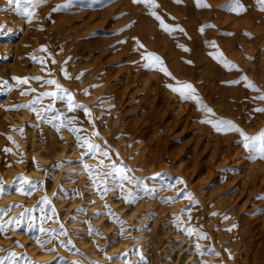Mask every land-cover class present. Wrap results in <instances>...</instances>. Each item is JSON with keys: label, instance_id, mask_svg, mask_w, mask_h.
I'll use <instances>...</instances> for the list:
<instances>
[{"label": "rangeland", "instance_id": "rangeland-1", "mask_svg": "<svg viewBox=\"0 0 264 264\" xmlns=\"http://www.w3.org/2000/svg\"><path fill=\"white\" fill-rule=\"evenodd\" d=\"M156 2L159 6L155 11L164 22L170 26L178 25L184 30L183 32L176 31L171 35L164 32L159 27V22L149 14L148 8L143 4H134L132 0H46V3L35 8V16L31 22L28 21L27 17L17 14L13 10L14 5L10 6L7 0H0V45L3 46L2 50H0V61L3 60V62H0V66L7 65V68L0 69L3 72L0 71V103L7 98V100L12 99V102L5 103V105L12 110L13 105H23L22 102L28 104L33 100L32 98L35 99L40 93L56 91L53 85L45 83V81L49 79H56L63 88L67 89L72 94L76 104L83 105L88 110L90 109L87 115L83 108L74 109L80 112L82 117L80 120L78 118L74 120L73 115L68 113L69 110L66 98L61 100L47 96L41 98L43 101L40 99L39 102L35 104L36 106L34 105L36 109L35 114L37 112L40 113V117H37L39 122L52 127L57 133L63 132L64 134H70L68 148L80 146V150L78 149V152L68 153L51 162L52 168L50 171L48 170L49 173L46 172L44 175L45 178H52V182L59 170L65 173L59 175L54 186V188H56H53L48 195L50 203L47 205L39 203L44 196L41 191L43 175L28 176L21 171L16 173L15 176L23 175L30 181L36 182L37 186L32 189L33 191L31 190V193L39 189V196H41L34 204H24L14 198L0 205V209H4L6 212V214L0 213L3 217L0 223H4V227L7 229L4 234H0V257L7 256L9 251H11L15 252L19 257L16 260V264H26L24 259L25 256L31 261H34L35 264H49V262H52V264H72L74 261H78L79 264H93V262L94 264H151L148 254H143L136 249L140 244H143L144 239L147 240L148 235H146V233L151 229L153 222L156 223L160 232L166 230L171 233L168 237L169 240L172 238L178 240L185 236H178L173 233L174 229L181 228L183 231L186 226V221L182 214L190 209L189 205L191 203L185 198V195L191 193L192 190L185 181L182 183L183 185L178 188V185L181 184L178 182L179 179L183 182L180 177L181 175L178 174L177 171L179 162L178 144H182L186 152L183 151V154L180 156V161L182 160V162H185L190 156L189 150L194 143L192 139L195 134H197V127L199 125L207 126L209 130L212 132L214 131V133L218 132L213 130L209 124L201 122L206 116L203 112L198 110L194 102L181 100L179 95L166 85L172 84L175 86L177 81L191 83L203 103L213 110L215 118L233 121L249 136L256 135L261 129H264V112H259V114L255 111L258 107H264V101L254 99V97L264 94V73H262L264 71V11L259 10L256 0H240V3L246 9L240 14H236L230 10L231 0H203L209 7H197L195 0H182L181 3H175L174 0H156ZM66 20L68 22H65ZM69 23L71 25H69ZM127 25L131 26L126 27ZM204 25H212L213 27H205L204 31L201 32L200 28ZM76 28L78 29L76 30ZM121 29H123V31H121ZM65 30L69 32L63 36L62 31ZM75 31L78 34H76ZM245 33H249L250 36L245 35ZM37 34H40L42 38L41 41H38L36 44L34 39H36L35 36H37ZM73 35L74 38L76 35V39L73 38ZM134 37L145 45V49L148 52H154L163 59L168 71L172 74L171 77L164 75L157 69L144 67L146 61L142 59V53L145 49L134 50ZM22 40L24 45L30 47L27 51V55L30 57L32 62L31 65L38 63L31 58V55H36L39 52L40 54L38 53L36 57L45 58V67H42L45 73L28 70V73L26 72L19 76L10 69L11 66L9 67V65L14 62V58L16 57L14 52L13 54L10 52L13 51L14 45ZM120 41H125V43H120ZM210 42L215 43V49L210 46ZM56 44L57 46H55ZM178 45H183L188 51H184L181 47H178ZM5 46L7 47L4 48ZM41 46L46 47L47 52L41 51V53L39 51ZM67 49L70 50H68L69 54ZM217 49L223 53L228 61L235 64L237 68L229 70L213 59L210 53L215 52ZM129 51L130 53H128ZM12 59L13 62L11 61ZM52 60H55L56 63L53 64ZM259 60H261V62ZM187 61H191V63H187ZM54 65L56 67H54ZM205 65L206 68H204ZM62 66L63 68L68 66L69 75L71 74L70 76L75 77L72 78L73 80H77V76H85L87 72L91 74L92 69L95 70V68L98 74L100 73L103 75L110 72L111 78L128 72L130 68L140 73V75L132 82V88L131 90L130 88L128 89L123 102L118 103L115 97L110 95L111 92L106 91L105 93H101L102 95L97 99H101L103 103L102 101L88 103L86 99L81 100L77 94H73L69 86L70 83H65L61 79L60 76H62V73L59 69H61ZM74 66L77 68H73ZM103 67H105V69ZM178 69L180 70L178 71ZM247 69L250 70V72L247 71ZM113 70L117 71L114 72ZM58 71L60 73H58ZM181 71L185 76L187 74L190 76L180 78L178 75ZM4 72L7 75L4 74ZM49 72L51 75H49ZM185 72L188 73L185 74ZM59 74L61 75L59 76ZM154 74L159 75V78L161 77V80L157 84V88L154 86L152 87V89L157 92L155 95L153 91L144 87L145 80L153 78ZM242 76H247L248 80L254 83L256 89L259 91L245 87V82L240 79ZM12 77H40L41 79L39 81L29 79L28 85L24 84L17 86L16 81L14 79L12 80ZM8 79L11 81L9 82ZM5 81L8 86H3V82ZM198 81H200V83ZM214 81L215 85L212 88L209 83L212 85ZM228 81L239 82L229 84L227 83ZM204 82L205 84L207 82L210 86V91H205L201 88ZM118 85H121V83ZM99 86L100 84L95 85L93 88L96 89V87L98 88ZM12 89L13 91H11ZM32 90L35 92H31ZM15 91L18 95L21 94L16 100H14L12 96V92ZM204 91L205 94H210L211 92L212 98L210 101L206 96L207 94H203ZM22 93L25 94L22 95ZM26 93L28 96L27 98L25 97ZM203 95L206 96L205 98L208 101ZM213 95L216 96L214 97ZM4 96L6 98H3ZM153 96H156V98L153 99L154 101H150ZM226 97L227 99H225ZM168 98L171 100V103H169ZM232 98L235 99L233 100ZM213 99L216 101L213 102ZM246 101L248 103H246ZM188 102L192 104L196 112V115L191 118L190 123H188L183 130L178 128V125L170 130H166L169 145L167 149L177 151L176 154H174L176 157L174 167L169 166L171 165L169 164L171 158L168 152L164 151L162 157L166 158L169 164L168 166L160 170L157 169L152 171L142 169L138 162H135L137 159L135 156L139 155L140 152L137 148L145 142V138L135 137L130 140L127 133L121 129L122 126L125 127L128 123L142 124L147 117H152L153 113L156 112L161 105L165 106V104H168V106H170V104L178 105V103L187 104ZM233 102L237 103L228 108V104ZM49 105H52L51 109L48 108ZM226 106L228 109L232 110V113L239 112L244 119L249 120L245 121V123L247 122L250 124L252 119H258L259 126H253L251 129H249V127L243 129L241 124L233 119L235 113L230 116L228 115L230 112L225 108ZM19 109H15L13 112H19L27 108L20 107ZM222 110L225 112H222ZM49 121H51V123H49ZM61 121L64 123L62 124ZM72 128L79 129L80 131L73 133L70 131ZM15 129L17 132L20 131V133L23 131L19 127H15ZM94 132L99 135H92ZM228 133L236 134L237 141L234 145L238 146V149L231 154L230 160L226 162V164L216 166L214 175L206 182L202 180V184L199 188V193L204 199L206 198L202 202V205H206L213 210L217 209L218 205H216V201L225 198L224 201L226 203L228 200L238 197L235 203L236 209L232 211V221H224V219H222V221L219 222H211L210 232L213 233H217V231L220 230L226 232L228 231L227 229H231L230 231L234 232L235 229H238V225H235V223L244 222L245 218L254 221L257 226L264 225V184L262 186L258 184V189L250 195L251 197L245 195L238 196V194H236L238 187H240L239 183L242 181L240 176L246 173L247 167L258 161L264 164V160L258 157L256 159H251L250 156L255 154L250 153L242 147L243 145L241 146L242 143L238 142L241 139L239 134L235 132ZM228 133L218 134L223 135ZM9 136L10 133L6 132V138ZM77 136L88 139L92 143L99 145L101 150L109 153V158L102 157L99 153L95 154V156L92 154H85L87 149L81 146L82 141H77ZM120 139L122 141H120ZM8 145L11 147V143H8ZM124 148L127 149V152ZM129 149H131L130 151L132 152H129ZM100 160L104 161L103 167L99 164ZM251 160L254 162H251ZM111 163H116L118 166L129 169L130 171L127 172V175L143 181V187L139 184H130L125 181L123 184L124 191L113 188L107 193H103V199H101L102 190L93 186V181L89 178L88 172L84 170V165L87 164L94 168L96 172H94L93 175H95L97 172H107L108 168L106 166ZM157 173L159 176L156 175ZM54 175L56 176L54 177ZM104 179V176L98 177V180ZM77 183L80 184L78 189L75 188V184ZM112 184V179L108 178V186L110 188ZM144 188L148 190L155 189V191L146 192ZM128 191H132L136 196V200L142 202L141 207L132 217L127 215L126 211L130 210L134 203H125L122 198ZM167 191L169 192L168 194ZM53 193H55V195H53ZM178 193H180V195H178ZM209 195H211V198L207 197ZM194 197L196 198V196ZM72 199H74V204L70 205L71 202H73L70 201ZM111 199L114 200V202H111ZM197 199L200 202V198L197 197ZM170 201L177 204L181 202L182 206L179 210L183 211L178 213L177 209V211L173 210L170 212L161 208V204L166 205ZM182 201H184V203ZM121 202L125 207L123 204H120ZM65 204L68 205V207ZM105 205L108 207L106 208ZM117 205H121L123 209L120 210L121 207L117 208ZM41 208H43V212ZM25 209L34 210L25 212ZM53 209H55V215H53ZM109 212L113 214L111 217L108 215ZM21 213H24V217L19 225H17L15 221L20 220ZM97 213H99V215H97ZM41 216L45 217L43 222L40 219ZM31 217H35V221H32L30 219ZM176 217H180V222H176ZM10 218L13 220V223L8 224L7 221ZM117 220L121 221L122 225L117 223ZM103 221L109 223L108 229L102 226ZM30 223H34V227L31 229H29ZM61 225H63V229H61ZM233 225H235V227H233ZM40 227L56 230V234H54L55 238L52 239L53 241L51 240V243L45 246V249L38 247L39 251L47 253L46 255H42V257L34 256L26 247L27 242L36 244L35 241L37 238L40 240L49 239L47 233H41L39 231ZM121 227L123 228V232H121ZM90 228L92 229L91 233L89 231ZM62 230L65 231L67 235H58ZM142 235L144 237H142ZM78 236L79 238H77ZM204 236L206 237L204 238L205 241L201 239L204 243L202 248L208 251L211 233H205ZM24 237L27 239V242ZM83 237L89 238V242L97 241V253H101L100 256H97L98 258L89 255L81 246L80 241ZM119 237H121L124 242L128 241L127 245L124 243L122 244L121 241L120 244H118ZM125 237L127 240H124ZM132 238L136 240L134 241ZM69 240L71 244H68ZM16 241H18L20 245H23V247L17 246L14 243ZM60 241L64 242V246H61ZM260 241L264 243V231L260 237ZM103 245H105V247ZM116 245H119V247H115ZM165 245L166 243H163L160 246L163 255H166L170 249V246ZM49 249H54V251H48ZM140 249L144 250L142 247ZM231 249L235 250V246L232 245ZM63 250L67 251V253ZM125 253H127V255H124ZM141 256H143V260H141ZM108 257H112L111 261Z\"/></svg>", "mask_w": 264, "mask_h": 264}, {"label": "bare ground", "instance_id": "bare-ground-1", "mask_svg": "<svg viewBox=\"0 0 264 264\" xmlns=\"http://www.w3.org/2000/svg\"><path fill=\"white\" fill-rule=\"evenodd\" d=\"M1 14H2V12H1ZM101 15H104V14H101ZM71 20H73V19H71ZM100 21H102V20H100ZM65 22H68V21L66 20ZM69 25H71V24L69 23ZM55 26H54V28H55ZM77 29L78 28H76V30ZM254 31H255V28H254ZM62 32H60V33H62L63 36H65L66 34H68L69 31L65 30ZM76 34H78V33L76 32ZM52 36H53V34H52ZM35 37H36V39H34V42L37 44L38 41H41L42 37L40 34H37V36H35ZM73 38H74V35H73ZM51 39H53V38H51ZM74 39H76V35H75ZM83 39H85V38H83ZM238 39H240V38H238ZM69 40H70V38H69ZM259 40L262 41L261 39H259ZM263 40H264V38H263ZM54 41H56V40H54ZM57 41H58V39H57ZM72 41H74V40H72ZM34 42H32V43H34ZM55 46H57V44ZM95 46H97V45H95ZM6 47L7 46H5L4 48H6ZM250 47H251V45H250ZM2 48H3V46L0 45V50H2ZM57 48H59V47H57ZM229 48H231V47H229ZM29 49H30V47L24 45L23 40H22L21 42H19V43L17 42V44L14 45V49L12 52H10L11 50L9 51L12 54L14 52L16 55V57L14 58L15 59L14 62L12 59L11 61L13 63L11 65H9V67L11 66L10 69L14 73H16V75L18 74L19 76H21L24 73H26L28 70L33 71V72L35 71V72H44L45 73V70H43L40 63L31 65L32 62L30 60V57H28L29 55H27V51ZM233 49H234V47H233ZM68 50L69 49H67V52H68ZM55 51H56V48H55ZM231 51H233V50H231ZM251 51H252V49H251ZM38 53L36 55H38ZM128 53H130V51ZM68 54H69V52H68ZM93 55H94V53H93ZM238 55H239V53H238ZM32 56L33 55H31V57ZM241 59H242V57H241ZM8 61H6V62H8ZM259 61L261 62V60H259ZM0 62H3V60ZM60 66H61V64H60ZM75 66H77V65H75ZM75 66L73 68L76 69L78 66L77 67H75ZM179 66H180V64H179ZM260 66H261V64H260ZM54 67H56V66L54 65ZM58 67H59V65H58ZM2 68H7V65H1L0 69H2ZM64 68L67 70V72L69 71L68 66L64 67ZM103 68L105 69V67H103ZM204 68H206V65L204 66ZM247 68H248V66H247ZM96 70H97L96 68H95V70L92 69L91 74H88V72H87V74L85 76L79 77V79H77V80L72 79L74 76L73 77L70 76L71 77L70 79H65L63 74H62V76H60L61 74H59V76L61 77V79L65 83H70L69 86L71 88V92L73 94H77L81 100L86 99V101H88V103L96 102V101L101 102L102 101L101 99L97 100L102 95L101 93H105L106 91H109V92H111L110 95H113L115 97V100L118 103H120V102H123V100H125L124 96L127 95L128 89L130 88V90H131L132 82H134V80H136L138 78V76L140 75V73H138V72L132 70V68H130L128 72H126L122 75H118L115 78H111L110 72L103 74V75L99 73L100 74L99 75L96 72ZM179 70L180 69H178V71ZM116 71H114V72H116ZM175 71H176V68H175ZM195 71H196V69H195ZM199 71H200V69H199ZM247 71L250 72V70H248V69H247ZM203 72H204V70H203ZM58 73H60V72L58 71ZM187 73L188 72H185V74H187ZM204 73L206 74V72H204ZM262 73H264V71ZM4 74H6V73L4 72ZM111 74H114V73H111ZM178 76H180V78H182V77H186V76H190V75L187 74L185 76L184 73H182V71H181ZM148 79H149V82H148ZM148 79L145 80L144 87L153 91L154 95L157 94V92L155 90H153L152 87L154 86L155 88H157V84L161 80V77L159 78V75L154 74L153 78H148ZM12 80H13V77H12ZM33 80H35V79H33ZM153 80H154V82H153ZM10 81L11 80H9V82ZM34 82H32V83H34ZM198 82L200 83V81H198ZM207 82H206V84H207ZM210 82H213V81H210ZM119 83H121V85H118ZM98 84H100V86L98 88L96 87V89H94L93 87L95 85H98ZM206 84L204 82L203 85H201V88L205 91H208V90L210 91L209 87L212 86V88H213L215 85V81L212 85L209 83L210 86L208 84L207 85ZM219 86H220V84H219ZM38 88H42V87H38ZM85 89H87V94H85ZM11 91H13V89ZM16 91L12 92L13 93L12 96L14 97L13 98L14 100H16V98L20 97V95H21V94L18 95L16 93ZM205 91L203 94H205ZM31 92H33V90ZM31 92H30V94H31ZM206 94L205 95L208 97V99L210 101L212 98L211 92H210V94H208V93H206ZM219 94H220V92H219ZM232 94H234V93H232ZM32 95H34V94H32ZM35 95L38 96L37 94H35ZM205 95H203L204 98L206 97ZM221 96L225 97L224 95H221ZM234 96H236V95H234ZM25 97L26 98L28 97L27 93H26ZM3 98H6V97L4 96ZM75 98H77V97H75ZM155 98H156V96H153L150 99V101L155 99ZM244 98H246V97H244ZM7 99L0 103V182H2V184L6 183V184H3L4 194L0 195V205L3 203H6L8 200H11L14 198L18 199L20 202H22L24 204H34L35 201L41 196V195L39 196V194H40V192L38 191L39 189L37 188L38 190H35L36 192L31 193V195H23V194L17 193L15 191V184L19 182L18 181L19 176H15L16 173L21 171L23 173H26V175H28V176L42 174L43 179H42V190L41 191L44 194V196L47 195V197H48V195L50 194V192L54 188L56 181L59 178V175L65 173V172H62L61 170H59L56 173L57 176L54 175V177L55 176L56 177L53 178L54 180L52 182H51L52 178L51 179H47V177L45 178L44 175L46 174V172H48V170L50 171V169L52 168L51 162L54 159H59L68 153L78 152V149L80 150V146L73 147L71 145L72 147L68 148V146H69L68 140L70 138L69 137L70 134H68V133L64 134L63 132L57 133L52 127L46 126L45 124H42L41 122H39L37 120V115L35 114V112H32L31 110L24 109V110H21L19 112H13L15 109L12 110L7 105H5V103H7V102H9V103L12 102L11 101L12 99H9V100H7ZM32 99H34V98H32ZM225 99H227V97ZM21 100H24V99H21ZM41 100L43 101V99H41ZM164 100H165V98H164ZM213 100H214L213 102L216 101L215 99H213ZM219 100H220V97H219ZM168 101H169V103H171V100L169 98H168ZM222 102H223V99H222ZM222 102H221V104H222ZM242 102H243V100H242ZM102 103H103V101H102ZM227 103H228V101H227ZM227 103H225V104H227ZM236 103L233 102V103L228 104V108H230V106L232 107ZM246 103H248V102L246 101ZM22 104L25 105L26 103L22 102ZM150 104H152V103H150ZM211 105H212V103H211ZM219 105H220V101H219ZM163 106L164 105H161V107L156 112L153 113L152 117H150V118L147 117V119L142 124L128 123L127 125H125V127L122 126V128H121L124 132L127 133V135L129 136L128 138L130 140L134 139L135 137L145 138V142L142 145H139V148H137L138 151L140 152L139 155L135 156L137 158L135 160V162L136 163L138 162V164L144 170H148V171L157 170V169L160 170L161 168H164L165 166H168L169 164H171L169 166L174 167V161H176V157L174 154H176L177 151L167 149V146H169V145H168L166 130H168V129L170 130L171 128H174L177 125H178V128H181V130H183V128H186L187 124L190 123L191 118L196 115V112L194 111L192 104L189 102L187 104L186 103L185 104L178 103V105L177 104H170V106H168V104H165L164 108L161 110V108ZM241 106H242V104H241ZM213 107H215V106H213ZM225 108L228 109L227 106ZM16 110H18V109H16ZM228 111L230 112V113H228L229 116L231 114L233 115V113H235L233 115V119L237 120V122L239 124H241V127L243 129H246L248 127H249V129H251L253 126H255V127L259 126L258 119H255V120L252 119L251 120L249 118L251 120V122H250V124L246 122L247 123L246 124L245 121H249V120L244 119V117L239 112H233L232 113V110H230V109H228ZM222 112H225V111L222 110ZM68 113L73 115L74 120H76L77 118L80 120L82 118L81 113L78 111L73 110V111H68ZM219 113H221V112H219ZM242 113H243V111H242ZM83 115H84V113H83ZM224 115H225V113H224ZM246 116H248V115H246ZM227 118H229V117H227ZM36 121H38V122H36ZM108 125H109V122H108ZM15 127L21 128L23 130L22 133H20V131L17 132ZM6 132L10 133V136L12 137V141H14L15 143H12L11 141H9L6 138ZM249 132H251V131H249ZM120 141H122V140L120 139ZM192 141H194V143L192 144V148L189 150L190 156L187 158V160H185V162H182V160L180 161V156L183 154L184 147L182 146V144H178V160H179V162H178L177 171H178V174L181 175L180 177L183 181V182H181L179 179L178 182L181 184L178 185V188L183 185L182 183H184V181L187 184H189L190 189L192 188L190 194L193 197V202H190L191 203L189 205L190 209L186 210V212L184 214H182L184 216L185 221H186L185 228L193 227L197 230V232H194L192 235H188L184 230L182 231L181 228L180 229L176 228V229H174L173 233H175L178 236H181V235H185V236L181 237V239H178V240H175L173 238L169 240L168 237L170 236L171 233L169 231H166V230H164L163 232H160V230H158V228H157L156 223L153 222L151 229L146 233V235H148L147 240L144 239L143 244H140L136 250L141 251L143 254H148V257L150 258L151 264H264V243H262L260 241V237L262 236V233L264 231V225L257 226L254 221L245 218L244 222H236L235 223V225H238V229L237 230L235 229L234 232H232V231H226L225 232V231L220 230V231H217V233L219 235L217 233L210 232V230H211L210 223L211 222H219V221H222V219H224V221H232V211H233V209H236L235 203H236L238 197H236L235 199L228 200V202H226L228 204L225 203V201H224L225 198H222L221 200L216 201V205H218V206H217V209L213 210L212 208H209L206 205H202V202L206 198L204 199L203 196L199 193V188L202 184V180H204L205 182L207 180H209L210 177H212V175H214V172H215L214 170H215L216 166H218V165L220 166L221 164H226V162H228L230 160L231 154H233V152L238 149V146L234 145L235 142L237 141L236 134L228 133V134L220 135L218 133H214V131L213 132L210 131L207 126L199 125L197 127V134H195ZM8 143H11V147H10V145H8ZM241 146H242V144H241ZM5 148L11 149V151L5 152L4 151ZM124 150L127 152L126 148H124ZM130 150L131 149H129V152H132ZM164 151H167L170 158H171L170 159L171 162H169V164L166 161V158L162 157V153ZM252 161L253 160H251V162ZM73 164H75V163H73ZM236 177H238V176H236ZM240 177H241L240 179H242V181H241V183H239L240 187H238L236 194H238V196L245 195V196L249 197L255 190L258 189V184H259V186L260 185L262 186L264 184V164L260 163L259 161L254 162L253 164H251L247 167L246 173L241 175ZM77 184H75L76 189H78L80 187V184H78V186H77ZM9 185H12V187H9ZM188 190H189V188H188ZM168 193L169 192L167 191V194ZM206 194H203V195H206ZM194 196H196V198ZM79 197H80V195H79ZM197 197L200 198V202L198 201ZM207 197L211 198V195H209ZM73 200L74 199H72L70 201H73ZM78 201H79V199H78ZM111 202H114V200H112ZM182 202L184 203V201H182ZM72 204H74V201L71 202L70 205H72ZM120 204H123V203L121 202ZM141 205H142V202L136 200L134 205L132 206V208L130 210L127 209L128 211H126V214L132 217L133 215H135L137 213L136 211L141 207ZM66 206L68 207V205H66ZM123 206H124V204H123ZM181 206H182L181 202H178V204H177L175 202L170 201L166 205L161 204V208H163L164 210L166 209V210L171 212L173 210L177 211V209H178V213L182 212V210H179L181 208ZM116 207L120 208L121 205H117ZM121 209H123V208L121 207L120 210ZM208 209H210V210H208ZM67 210H68V208H67ZM213 213H215V215H213ZM87 214H88V212H87ZM189 217H190V219H189ZM225 217H227V219H225ZM102 226L105 229H108L109 223L106 221H103ZM81 230H83V229H81ZM198 233H203L204 235H205V233H208V234L211 233L210 242L208 243V248H209V250L211 249L212 251H209V250L205 251L202 248V245L204 243L201 241V239L204 240V238H200ZM85 235H87V234H85ZM83 236H84V234H83ZM26 237H28V236H26ZM142 237H144V236L142 235ZM77 238H79V236ZM24 239L27 242V239L25 237H24ZM101 240H102V238H101ZM124 240H127L126 237ZM108 241H106V242H108ZM118 241H119L118 244H120V241L122 244L124 243L125 245H127V243H128V241L124 242L121 239V237L118 238ZM208 241H209V239H208ZM96 242L95 241L89 242V238H85V237H83V239L80 241L81 246L86 250L87 253H89V255H93V256L97 257V256H100L101 253L100 254H99V252L97 253V251H98L97 246L98 245ZM116 243H117V241H116ZM163 243H166L167 246H170V249L168 250V253L166 255L165 254L163 255L162 250H160V246ZM197 244L200 245V251L199 252L196 250ZM232 245L235 246V250L231 249ZM103 246L105 247V245H103ZM26 247H27L28 251L30 253H32L34 256L42 257V255L47 254L45 252L39 251V248H38L39 246L37 244H32V242H27ZM115 247H119V245H116ZM141 247L144 248V250L140 249ZM61 250H62V248H61ZM63 251L67 253V251H65V250H63ZM216 253H218L219 255H216ZM46 257H48V256H46ZM46 257H44V258H46ZM75 257H77V256H75ZM110 261H111V259H110Z\"/></svg>", "mask_w": 264, "mask_h": 264}, {"label": "snow or ice", "instance_id": "snow-or-ice-1", "mask_svg": "<svg viewBox=\"0 0 264 264\" xmlns=\"http://www.w3.org/2000/svg\"><path fill=\"white\" fill-rule=\"evenodd\" d=\"M9 5H14L13 10L22 16L27 17L28 21L31 22V20L34 18L35 16V8L38 7L41 4L46 3V0H7ZM132 2L134 4H143L145 5L148 10H149V14L151 16H153V18L155 20H157L159 22V27L166 33L168 34H173L176 31H180L183 32L184 30L182 28H180L178 25L177 26H170L168 24H166L164 22V20L157 14V12L155 11V9L159 6L156 2V0H132ZM175 3H181L182 0H174ZM197 7H209V5H207L206 3L203 2V0H195ZM258 6H259V10L264 11V0H256ZM66 6V5H65ZM55 10V9H54ZM230 10L235 12L236 14H240L241 12L245 11L246 9L244 8V6L240 3V0H231V5H230ZM131 25H127L126 27H130ZM205 27H213L212 25H204L201 26L200 31L203 32ZM121 31H123V29H121ZM245 35H249V33H245ZM135 41V48L134 50H139V49H145V45L143 43L140 42L139 39L137 38H133ZM120 43H125V41H120ZM210 46L212 48H216V45L214 42H210ZM178 47H181L184 51H188L187 48H185L183 45H178ZM39 51L42 52H47V48L44 46H41V48L39 49ZM210 55L213 56V59H215L218 63L222 64L225 68L231 70V69H236L237 66L233 63H231L230 61H228L222 52H220L218 49L213 52L210 53ZM34 61H37L38 63H40L42 65V67L45 65V58L44 57H36L35 55H33L31 57ZM50 58V57H49ZM142 59L144 61H146V63L144 64L145 68H149V69H157L158 71L162 72L164 75L171 77L172 74L171 72L168 71L166 65L164 64L163 59L157 55L154 52H148L146 49L145 51L142 53ZM52 63H56L55 60H52ZM187 63H191V61H187ZM61 73L64 75L65 79H70V75L67 72V70L63 67H61L60 69ZM49 75H51V73L49 72ZM82 75V73H81ZM13 79L16 81V85H23V84H27L29 79H35L37 81H39L41 78L40 77H13ZM76 79H79V76L76 77ZM240 79H242L245 82V87L247 88H251L254 89L256 91H259L258 89H256V85L254 83H252L250 80H248L247 76H242ZM239 81H228L227 83L229 84H234V83H238ZM46 84L49 85H53L56 89V91L54 92H44V93H40V95L38 97H36L35 99H33L30 103L25 104V105H13L12 108L13 109H19L20 107H24L27 108L33 112H36V109L34 107L35 104H37L39 102V100L43 97H54L56 99H67V104H68V110L69 111H73L76 108H83L85 114L87 115L89 110L80 104H76L74 102L73 96L72 94L65 88H63L59 81L54 80V79H49L47 81H45ZM3 86H8L7 82H3ZM167 87H169L173 92L177 93L180 97L181 100L183 101H192L196 104L198 110H200L201 112H203L206 116L205 119H203L201 122L202 123H206L209 124L213 130H215L218 133H228V132H235L238 133L240 136V141H238L239 143H242L243 147L248 150L250 153H254L255 155H251L250 158L251 159H256L257 157L260 158L261 160H264V129H261L258 134L253 135V136H249L247 135L241 128H239L235 123H233L231 120H227V119H222V118H215V113L213 112V110L208 107L206 104L203 103V101L201 100L200 96L198 95L196 89L193 87V85L191 83H187V82H180L177 81L176 85H166ZM25 93H22V95ZM85 94H87V89H85ZM254 99H258L261 101H264V94L262 95H258L256 97H254ZM52 105H49L48 108L51 109ZM255 111L257 112H264V107H258L255 109ZM37 117H40V113L37 112ZM207 117H213V118H207ZM74 119V118H73ZM71 122V121H69ZM49 123H51V121H49ZM61 123L63 124L64 122L61 121ZM55 126V125H54ZM59 130V129H57ZM70 131H72L73 133H77L78 131H80L79 129L76 128H72L70 129ZM92 135L98 136V133H93ZM7 139L9 141H11L12 143H15L14 141H12V137H7ZM77 141H82L81 146L82 147H86L87 152L85 154H92L93 156H95V154L99 153L100 156L105 157V158H109V153L107 151H103L100 149L99 145L92 143L90 140L88 139H84L80 136H77ZM5 152H10L11 149L5 148L4 149ZM100 166H104V161L100 160L99 161ZM108 168L107 172H97L95 175H93L94 172H96V170L92 167H90L89 165L85 164L84 165V170L86 172H88L89 174V178L92 179L93 181V186L97 189H101L102 190V194H101V199H103V193H107L108 191L114 189H120L121 191H124L123 188V184L124 182H128L130 184H139L141 187H143V181L137 180L134 177H130L127 175V172L130 171L129 169L122 167V166H118L116 163H111L108 164L106 166ZM157 176H159V174H156ZM99 176H104L105 179L104 180H98ZM108 178H111L113 181L112 187L110 188L108 186ZM18 183L15 184V191L17 193L23 194V195H31V190L34 189L37 185L36 182L30 181L29 179H27L25 176L20 175L18 177ZM9 187H12V185H9ZM144 191H155V189L152 190H148L147 188H144ZM4 194V187L2 182H0V195ZM53 195H55V193H53ZM178 195H180V193H178ZM125 201V203H135L136 200V196L132 191H128L126 195H124L122 197ZM185 198L188 199L190 202H193V197L190 193H187L185 195ZM39 203L47 205L50 203L49 198L47 197V195L43 196L41 198V201H39ZM105 207L107 208L108 206L105 205ZM34 209H25V212H30L33 211ZM41 211L43 212V208H41ZM183 211V210H182ZM53 215H55V209L52 210ZM0 213L6 214V212L4 211V209H0ZM97 215H99V213H97ZM108 215L111 217L113 214L111 212L108 213ZM213 215H215V213H213ZM24 217V213L20 214V220L15 221V223L17 225H19V223L23 220ZM2 215H0V221H2ZM32 221H35V217H31L30 218ZM41 221H43L45 219L44 216H41ZM190 219V217H189ZM225 219H227V217H225ZM176 222H180V217H176L175 218ZM8 224L13 223V220L10 218L7 221ZM117 223L122 225V222L117 220ZM32 227H34V223H30L29 224V229H31ZM61 229H63V225L60 226ZM233 227H235V225H233ZM228 231H230L231 229H227ZM7 231V229L4 227V223H0V234H4ZM39 231L41 233H47L49 236V239L47 240H40L39 238L36 239V244L41 248V249H45V246L48 243H51V240L54 238V234H56V230L55 229H44L43 227L39 228ZM90 233L92 231V229H89ZM184 231L188 234V235H192L194 232H197V230L193 227H187L184 229ZM121 232H123V228L121 227ZM97 234L99 235V232L97 231ZM58 235H67V233L65 231H60L58 233ZM198 235L200 236V238H206L204 236L203 233H198ZM17 246L19 247H23V245H20L18 241L14 242ZM61 246H64V242L60 241ZM68 244H71V241H68ZM196 250L199 252L200 251V245L197 244L196 245ZM48 251H54V249H49ZM209 251H212L211 249ZM124 255H127V253H125ZM216 255H219L218 253H216ZM19 257L17 256V254L15 252H11L9 251L7 256L4 257H0V264H16V260ZM26 264H35L34 261H31L30 259H28L26 256L24 257ZM108 259H112V257H108ZM141 260H143V256H141ZM49 264H52V262H49ZM72 264H79L78 261H74L72 262ZM94 264V262H93Z\"/></svg>", "mask_w": 264, "mask_h": 264}]
</instances>
